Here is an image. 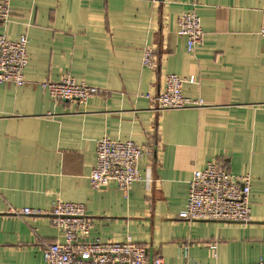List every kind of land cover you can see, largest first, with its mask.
<instances>
[{
	"label": "crops",
	"instance_id": "0c3cea01",
	"mask_svg": "<svg viewBox=\"0 0 264 264\" xmlns=\"http://www.w3.org/2000/svg\"><path fill=\"white\" fill-rule=\"evenodd\" d=\"M10 40L29 39L26 83L0 86V264H44L63 234L56 201L83 204L90 240L147 248L166 264H260L264 254V0H202L204 45L179 35L189 0H0ZM147 48L154 69L143 66ZM168 74L194 78L184 95L203 107L157 112ZM71 75L99 93L86 105L42 89ZM133 141L150 154L129 192L95 189L98 140ZM209 162L251 177V220L190 221L189 183ZM149 179V182L146 180Z\"/></svg>",
	"mask_w": 264,
	"mask_h": 264
},
{
	"label": "built area",
	"instance_id": "2783aa9c",
	"mask_svg": "<svg viewBox=\"0 0 264 264\" xmlns=\"http://www.w3.org/2000/svg\"><path fill=\"white\" fill-rule=\"evenodd\" d=\"M202 0H189L188 9L179 18V35L187 40V50L193 53L204 45L205 32L198 9ZM11 16L8 2H0V23ZM264 37V29L261 32ZM29 39L22 35L10 40L0 34V86L13 84L22 87L25 69L29 63ZM154 51L147 48L143 55V66L154 69ZM194 78L183 79L168 74L164 87L155 98L157 112L179 111L203 107V100H192L184 95L187 83ZM50 98L56 102L86 105L99 90L85 83H78L71 75L58 82L41 84ZM150 154L148 148L133 141H116L109 138L98 140L96 166L90 174L93 188L102 189L110 185L129 192L142 181L140 164ZM149 182V179L146 180ZM251 177L234 176L224 165L209 162L205 168L196 170L189 183L185 209L179 218L190 221H211L245 224L251 220ZM23 216H46L52 226L63 234V241L46 245L43 250L44 264H166L162 257L150 259L147 248L131 239L123 243L90 240L93 226L86 207L78 203L56 201L48 212L26 208L19 212ZM184 264H199L188 261ZM264 264V254L261 263Z\"/></svg>",
	"mask_w": 264,
	"mask_h": 264
},
{
	"label": "water",
	"instance_id": "95a60500",
	"mask_svg": "<svg viewBox=\"0 0 264 264\" xmlns=\"http://www.w3.org/2000/svg\"><path fill=\"white\" fill-rule=\"evenodd\" d=\"M160 1H163V0H160Z\"/></svg>",
	"mask_w": 264,
	"mask_h": 264
}]
</instances>
